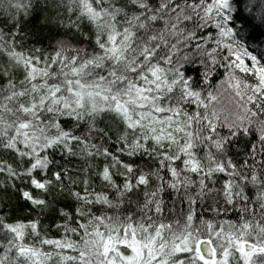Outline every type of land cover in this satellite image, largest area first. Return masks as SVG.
Masks as SVG:
<instances>
[{
  "label": "snow or ice",
  "instance_id": "1",
  "mask_svg": "<svg viewBox=\"0 0 264 264\" xmlns=\"http://www.w3.org/2000/svg\"><path fill=\"white\" fill-rule=\"evenodd\" d=\"M44 6L88 43L25 50L38 6L0 0V191L58 213L61 235L0 214V264H264V63L234 38L230 0ZM169 194L187 204L175 220Z\"/></svg>",
  "mask_w": 264,
  "mask_h": 264
},
{
  "label": "trees",
  "instance_id": "2",
  "mask_svg": "<svg viewBox=\"0 0 264 264\" xmlns=\"http://www.w3.org/2000/svg\"><path fill=\"white\" fill-rule=\"evenodd\" d=\"M152 2L157 3L158 0H152ZM44 4L45 0H34V5L38 7H34L27 18H24L23 14H21L22 35L18 40L23 42V48L25 50L39 47L50 52L58 39H66L74 46L79 47H83L88 43L83 41L82 38L79 37V33L75 32V30L63 28L58 23H45V13H48L50 18L56 15V12L51 8L45 7ZM229 17V27L233 29L234 38L242 44L251 55L264 63V0H230ZM11 27V24L7 22V17L4 16L3 13H0V28L8 31ZM208 31L215 32L214 29H206L201 32L200 35H206ZM246 63L250 64L251 62L246 60ZM186 72L195 79H199L198 69L189 67L186 69ZM223 79V70H221L220 74L215 77L214 83L218 84ZM3 82L4 79L0 76V83ZM219 106L225 110L231 109L232 107L230 94L225 88H221L220 90ZM223 179L224 177L221 175L216 187L219 188L222 186ZM212 195L214 196V194ZM165 199L168 202V209H174V211H166V220H175L177 217L181 216L182 210L185 212L187 211V204H182L174 195H166ZM173 201H175V203H173ZM63 206V203H61L57 207ZM215 206L217 205L212 198H209L206 202L198 203L196 207L197 217H213L215 213L212 211V208ZM5 213H7L9 222H15L17 219L27 221L28 219H36L39 216L45 224L51 226L49 229L50 237L59 238L61 235V233H57L54 228L55 223L63 222L58 217V213L41 216L38 211H32L30 205L24 206L23 201L17 202L11 194H5L0 191V214ZM219 218L236 221L239 218V213L229 207L227 212ZM76 239H78V237Z\"/></svg>",
  "mask_w": 264,
  "mask_h": 264
}]
</instances>
